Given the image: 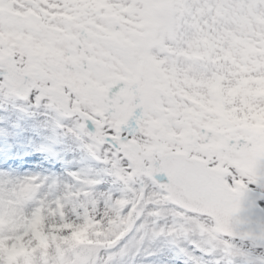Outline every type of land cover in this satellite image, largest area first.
Returning <instances> with one entry per match:
<instances>
[{
  "label": "clouds",
  "instance_id": "1",
  "mask_svg": "<svg viewBox=\"0 0 264 264\" xmlns=\"http://www.w3.org/2000/svg\"><path fill=\"white\" fill-rule=\"evenodd\" d=\"M29 54L90 162L0 173V264H113L177 218L203 264L224 255L232 221L157 177L264 159V0H0V67Z\"/></svg>",
  "mask_w": 264,
  "mask_h": 264
},
{
  "label": "snow or ice",
  "instance_id": "2",
  "mask_svg": "<svg viewBox=\"0 0 264 264\" xmlns=\"http://www.w3.org/2000/svg\"><path fill=\"white\" fill-rule=\"evenodd\" d=\"M41 7H43L42 4ZM44 71L40 60L32 58L31 54L27 60L17 58L7 68L0 67V98L19 99L28 106H43L50 113H57L58 118L54 122L59 127L61 118L65 121L71 118V113L60 111L63 96L68 94V89L62 87L64 84L62 79L57 80L54 77V82L48 81ZM69 87L78 90L75 84L70 83ZM89 128H95L91 121H89ZM157 178L169 186L187 189L197 201L199 212L224 217L234 224L235 227L226 237L229 244L225 246V254L215 256L212 264H264V226L258 230L241 227V214L247 211L246 201H250L253 205L256 199L264 201V159L258 158L254 170L232 169L222 177L177 165L175 168L162 171ZM260 211L264 213V209ZM184 223L186 218L174 219L171 226H165L155 242L161 238L167 240L174 247L176 254L184 258L185 264H203V258L208 253L186 242L181 228ZM131 235L130 233L125 240L130 239ZM116 247L120 248L122 245ZM137 248L136 255L144 250L145 244L141 242ZM118 255L123 256V254ZM117 256L113 257V264H116Z\"/></svg>",
  "mask_w": 264,
  "mask_h": 264
},
{
  "label": "rangeland",
  "instance_id": "3",
  "mask_svg": "<svg viewBox=\"0 0 264 264\" xmlns=\"http://www.w3.org/2000/svg\"><path fill=\"white\" fill-rule=\"evenodd\" d=\"M0 117H2L0 173L18 176L12 170L19 173L29 169L28 163H32L38 171L30 174L63 177L80 169L89 160L80 141L68 131L64 139L59 138L58 145L54 152H51L49 135L56 138L54 120L50 111L43 106H28L25 103L22 106L18 100L0 98ZM29 138L34 141H29ZM40 147L42 149L37 154ZM27 148L34 152V156L40 157L41 161L38 162L33 157L27 158L25 155ZM44 148L50 151V157L41 153V151L44 152ZM52 155H59V159L56 160ZM56 163L58 165L55 166ZM50 171L52 174L49 173ZM160 262L162 264H185L184 258L177 255L174 247L164 238L157 240L151 247L145 245L144 250L135 256L118 255L116 257V264H160Z\"/></svg>",
  "mask_w": 264,
  "mask_h": 264
},
{
  "label": "water",
  "instance_id": "4",
  "mask_svg": "<svg viewBox=\"0 0 264 264\" xmlns=\"http://www.w3.org/2000/svg\"><path fill=\"white\" fill-rule=\"evenodd\" d=\"M245 207L247 211L241 214L242 224L241 227L248 228L251 227L253 229H259L261 226H264L262 221L259 219V212L255 205L251 204L250 201H246Z\"/></svg>",
  "mask_w": 264,
  "mask_h": 264
},
{
  "label": "bare ground",
  "instance_id": "5",
  "mask_svg": "<svg viewBox=\"0 0 264 264\" xmlns=\"http://www.w3.org/2000/svg\"><path fill=\"white\" fill-rule=\"evenodd\" d=\"M29 141H34V139L29 138ZM25 151H27V152L30 151V148H27ZM260 204H261L262 208L264 209V202H261ZM160 264H162V263L160 262Z\"/></svg>",
  "mask_w": 264,
  "mask_h": 264
}]
</instances>
